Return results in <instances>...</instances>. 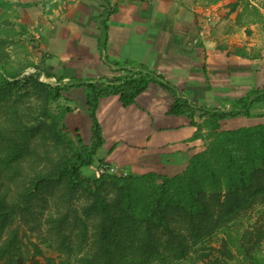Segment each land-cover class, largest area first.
<instances>
[{
  "label": "trees",
  "instance_id": "obj_1",
  "mask_svg": "<svg viewBox=\"0 0 264 264\" xmlns=\"http://www.w3.org/2000/svg\"><path fill=\"white\" fill-rule=\"evenodd\" d=\"M98 1L105 10L97 19L105 42L116 8L111 0ZM14 7L0 0V11ZM6 43L0 37V264L44 256L38 246H25L15 220L42 222L35 203L58 191L57 201L66 208L51 210L45 223L32 229L47 227L44 242L59 253V259L46 258L47 264H264V124L221 131L223 121L252 118V109L264 103V89L238 99L228 112L204 111L211 142L184 174L124 176L111 173L105 161L97 118L101 99L120 96L127 108L155 83L176 99L170 114L197 125L191 103L163 76L136 62L116 63L125 74L112 80H61L53 87L41 82L40 74L10 71ZM74 88L86 92L91 145L80 135L73 141L64 134L61 124L70 108L59 115L51 109ZM97 162L106 170L92 177ZM252 215L258 219L246 227Z\"/></svg>",
  "mask_w": 264,
  "mask_h": 264
},
{
  "label": "crops",
  "instance_id": "obj_2",
  "mask_svg": "<svg viewBox=\"0 0 264 264\" xmlns=\"http://www.w3.org/2000/svg\"><path fill=\"white\" fill-rule=\"evenodd\" d=\"M10 1L19 8L32 5L23 11L27 18L31 12L40 28L41 67L48 78L112 80L125 74L116 63L136 62L163 76L196 109L197 125L187 116L171 115L176 99L155 83L127 108L120 96L101 99L102 150L120 174H183L205 150L204 111L228 112L238 99L264 89V0H111L116 13L108 20L105 42L97 22L105 10L98 0ZM45 1L53 7L43 16ZM64 96L71 104L64 107L71 110L65 122L71 120L70 130L77 128L91 145L85 90L74 88ZM252 114L225 122L233 123L231 130L263 125L264 103ZM126 152L135 159L124 157Z\"/></svg>",
  "mask_w": 264,
  "mask_h": 264
},
{
  "label": "rangeland",
  "instance_id": "obj_3",
  "mask_svg": "<svg viewBox=\"0 0 264 264\" xmlns=\"http://www.w3.org/2000/svg\"><path fill=\"white\" fill-rule=\"evenodd\" d=\"M19 1V0H18ZM208 0H205V3H207ZM44 3V1H43ZM45 3H48L45 1ZM15 5H18V2L14 3ZM53 4H49L46 6H43V8L40 9L42 12V15H49V13L52 12ZM24 8H19V7H14L13 10H9L7 12H3L4 10L0 11V37H2L7 43L5 44V50L7 53L10 55V58L8 60V66L7 68L12 71V70H17V71H26L31 68L38 69L41 73L46 72L42 69L41 63H43V59L45 58L44 51L40 49V39L37 38V35L40 28L38 29L37 26L34 24L33 20L36 19L34 15L30 12L29 17L27 18V13L23 11ZM38 29V31L36 30ZM42 61V62H41ZM33 63V65H29ZM29 65V66H28ZM66 105H71L69 104L65 98L60 100L57 103H54L51 106L52 112L59 115L62 113L64 107ZM71 107V106H70ZM71 120H68L66 123L65 120L62 121L61 128L63 129L64 134L71 140L77 141L78 135L82 137L80 134L79 130L74 131L70 130V122ZM230 122V121H229ZM223 121V129L221 126V131L222 132H227V131H235L231 130L233 129V123H229ZM68 124V125H67ZM222 125V124H221ZM262 125V124H259ZM258 126V125H256ZM252 126V127H256ZM206 128V127H205ZM243 128H251V127H243ZM207 129V128H206ZM83 139V137H82ZM206 144H205V149L208 146V144L211 142V139L209 138V130L207 131V138L205 139ZM85 143V142H84ZM63 147V145H61ZM64 148V147H63ZM125 148H122L124 153ZM205 151V150H204ZM126 152L124 157L128 158L129 160H134L136 157V154H127ZM45 154V149L42 148L41 155ZM29 161V159H28ZM164 163L166 162V158L163 161ZM32 160V164H33ZM25 167L29 168L28 164L24 165ZM99 163L94 166L93 168V175L92 177L97 176V171L99 167ZM145 170H151V165L150 164H145L144 166ZM187 170V169H186ZM186 170L183 172V174L186 172ZM96 173V174H95ZM129 174H134L136 176H145L149 174H156V173H145V174H136L132 172H128ZM123 175V173H122ZM159 175V174H156ZM162 176V175H159ZM167 177V176H166ZM176 177V176H175ZM161 183V182H159ZM61 193L58 191L56 193V197L51 198L47 196V201L45 202H39L37 201L35 204V211H40L39 213H43L44 215L42 216V222L40 219L35 218H30V222L27 223L24 221V218H17L15 220V226L20 228V235L21 238L23 239L25 246H29L31 250H33L34 246H38L40 249H42L44 256L42 257H37V258H32L27 264H47L46 258H55L59 259V253L54 251L52 248L48 247L47 243L44 242L46 239V234L45 231L47 227L42 228L41 231H32L33 228L38 227L40 223H45L47 217L50 215L49 212L52 210L54 211L55 208L63 210L66 208V205L64 206L62 202H58L57 200L60 199ZM60 210V209H59ZM40 216V215H39ZM38 217V216H37ZM258 219V216L252 215L251 218L247 217L245 219V225L246 227H249L250 225L252 226L254 223H256ZM216 247H220L219 242H214Z\"/></svg>",
  "mask_w": 264,
  "mask_h": 264
},
{
  "label": "built area",
  "instance_id": "obj_4",
  "mask_svg": "<svg viewBox=\"0 0 264 264\" xmlns=\"http://www.w3.org/2000/svg\"><path fill=\"white\" fill-rule=\"evenodd\" d=\"M37 74H40L41 82L48 83L54 87L60 85V81H58V79L48 78L45 73H41L38 69H35V68L28 69L27 71L23 73V76H31V75H37ZM105 170L106 169H100L99 171H97V176L100 177L101 175H103L105 173ZM110 171L111 173L119 174V171L116 168L111 167ZM123 175L126 176V174H123Z\"/></svg>",
  "mask_w": 264,
  "mask_h": 264
},
{
  "label": "clouds",
  "instance_id": "obj_5",
  "mask_svg": "<svg viewBox=\"0 0 264 264\" xmlns=\"http://www.w3.org/2000/svg\"><path fill=\"white\" fill-rule=\"evenodd\" d=\"M27 71V70H26ZM59 81V80H58ZM44 83V82H43ZM48 84V83H47ZM50 85V84H49ZM52 86V85H51ZM54 87V86H53Z\"/></svg>",
  "mask_w": 264,
  "mask_h": 264
}]
</instances>
